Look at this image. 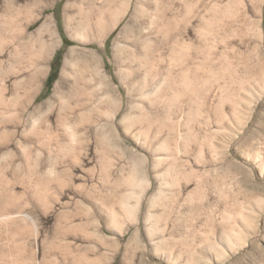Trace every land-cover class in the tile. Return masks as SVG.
<instances>
[{"label": "rangeland", "instance_id": "1", "mask_svg": "<svg viewBox=\"0 0 264 264\" xmlns=\"http://www.w3.org/2000/svg\"><path fill=\"white\" fill-rule=\"evenodd\" d=\"M0 264H264V0H0Z\"/></svg>", "mask_w": 264, "mask_h": 264}, {"label": "trees", "instance_id": "2", "mask_svg": "<svg viewBox=\"0 0 264 264\" xmlns=\"http://www.w3.org/2000/svg\"><path fill=\"white\" fill-rule=\"evenodd\" d=\"M51 82H52V80H51V75H50V76H48L47 79H46V87H47V88H49V85H50Z\"/></svg>", "mask_w": 264, "mask_h": 264}, {"label": "bare ground", "instance_id": "3", "mask_svg": "<svg viewBox=\"0 0 264 264\" xmlns=\"http://www.w3.org/2000/svg\"><path fill=\"white\" fill-rule=\"evenodd\" d=\"M37 77V76H36ZM62 78V77H61ZM61 83V82H60ZM108 93H106V96H107ZM12 98V97H11ZM12 102V101H11ZM15 102V101H14ZM12 105V104H11ZM10 107V106H9ZM12 107V106H11Z\"/></svg>", "mask_w": 264, "mask_h": 264}]
</instances>
